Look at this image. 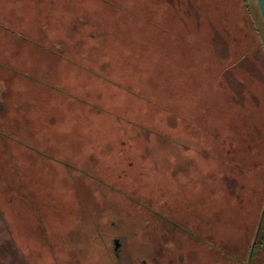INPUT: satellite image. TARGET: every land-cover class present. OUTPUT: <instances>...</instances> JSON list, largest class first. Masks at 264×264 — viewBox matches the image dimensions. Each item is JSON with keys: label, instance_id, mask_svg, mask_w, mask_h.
Here are the masks:
<instances>
[{"label": "rangeland", "instance_id": "obj_1", "mask_svg": "<svg viewBox=\"0 0 264 264\" xmlns=\"http://www.w3.org/2000/svg\"><path fill=\"white\" fill-rule=\"evenodd\" d=\"M31 23L25 48L0 34V264H264L259 1L54 0Z\"/></svg>", "mask_w": 264, "mask_h": 264}, {"label": "crops", "instance_id": "obj_2", "mask_svg": "<svg viewBox=\"0 0 264 264\" xmlns=\"http://www.w3.org/2000/svg\"><path fill=\"white\" fill-rule=\"evenodd\" d=\"M45 1L49 3L54 2V0H0V34L4 36V39L8 43L9 41H11L13 43L12 46H14L15 49L18 50L21 48H25L24 42L26 40L27 44H31V33L34 32L33 30H31V27L33 25L31 23V6L36 7L37 2L43 3ZM6 8L8 9V13L4 14L2 12V9ZM51 10H54V8H51ZM18 18L25 19L28 22V28H21L18 33L19 37L13 38L16 33L14 31V26L12 25L13 22H11L10 20ZM7 21H9L8 24H6ZM22 43L23 45L21 46L20 44Z\"/></svg>", "mask_w": 264, "mask_h": 264}, {"label": "trees", "instance_id": "obj_3", "mask_svg": "<svg viewBox=\"0 0 264 264\" xmlns=\"http://www.w3.org/2000/svg\"><path fill=\"white\" fill-rule=\"evenodd\" d=\"M104 211H106V210H103V211L99 210L98 211V210H94V209L92 210L90 208H87L86 210H84V214H85V215H83L84 223L86 225H94L97 221H99L101 219L100 217H102V218L104 217V215H102V214H104ZM128 225L134 227L132 224L128 223ZM148 225H150V224L148 223L146 225L144 224L143 226H141L140 227L141 230L143 229V231L144 230L146 231V228H147ZM154 225H155V227L159 228L157 222L154 223ZM134 229H136V228H134ZM146 237L148 239L150 238L151 241H149L147 243L148 248H146L147 245H145V247H143V249L141 250V254H144L146 256L147 255H151L152 256L154 254V251H155V248H156V243H155V240L152 241L151 235H147ZM161 248L163 250L164 247L161 246ZM262 248H264V207H263L262 215H261V218H260V221H259V226H258V229H257L255 237H254V241H253V243H252V245L250 247V252H249L250 260L252 258H254L258 254V251L261 250ZM164 249H166V248H164ZM167 252H168V250H167ZM167 252H166V254H167ZM115 260H116V258H112V263H114ZM75 264H77V263L75 262ZM137 264H144V261L142 263H137Z\"/></svg>", "mask_w": 264, "mask_h": 264}, {"label": "water", "instance_id": "obj_4", "mask_svg": "<svg viewBox=\"0 0 264 264\" xmlns=\"http://www.w3.org/2000/svg\"><path fill=\"white\" fill-rule=\"evenodd\" d=\"M259 6H260V11H261V14H262V17H263V20H264V0H259ZM115 247H116V250L119 247L118 240L115 241Z\"/></svg>", "mask_w": 264, "mask_h": 264}, {"label": "flooded vegetation", "instance_id": "obj_5", "mask_svg": "<svg viewBox=\"0 0 264 264\" xmlns=\"http://www.w3.org/2000/svg\"><path fill=\"white\" fill-rule=\"evenodd\" d=\"M117 251V250H116Z\"/></svg>", "mask_w": 264, "mask_h": 264}]
</instances>
